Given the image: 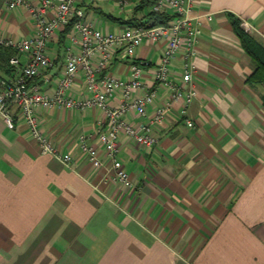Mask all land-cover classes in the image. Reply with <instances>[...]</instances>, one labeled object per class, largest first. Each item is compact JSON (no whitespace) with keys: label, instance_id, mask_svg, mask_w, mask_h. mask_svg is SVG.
I'll list each match as a JSON object with an SVG mask.
<instances>
[{"label":"crops","instance_id":"0c3cea01","mask_svg":"<svg viewBox=\"0 0 264 264\" xmlns=\"http://www.w3.org/2000/svg\"><path fill=\"white\" fill-rule=\"evenodd\" d=\"M137 1L115 15L108 10L111 1L91 0L86 20L120 30L131 25L119 19L130 17ZM194 1V14L212 12L213 18L201 27L190 60L198 96L185 114L180 103L170 101L171 90L157 84L151 66L142 64L158 63L164 41L144 42L137 59L116 51L105 71L125 80L138 63L143 86L134 95L157 91L147 116L135 110L126 115L134 127L147 124L158 107L168 108L150 126L151 144L120 135L118 157L132 186L114 179L103 154L97 137L108 127L100 125L101 108L35 110L51 143L71 153L69 165L42 152L17 106L9 107L13 127L0 113V264H264V84L247 81L254 64L229 19L234 14L264 45V0ZM63 30L48 40L54 62L37 76L49 94L74 49L68 33L61 37ZM33 31L30 16L5 10L0 0V37L18 40ZM8 53L16 50L0 45V81L18 74ZM19 55L25 63L27 55ZM181 69L180 52L172 72L176 76ZM73 95H88L82 74ZM121 100L123 93L116 91L110 103ZM80 133L102 152L104 165L95 167L81 151Z\"/></svg>","mask_w":264,"mask_h":264},{"label":"built area","instance_id":"2783aa9c","mask_svg":"<svg viewBox=\"0 0 264 264\" xmlns=\"http://www.w3.org/2000/svg\"><path fill=\"white\" fill-rule=\"evenodd\" d=\"M91 0H3L7 11L21 9L34 20V31L22 39H5L0 37V45L16 50L8 62L18 69V74L0 81L3 90L0 92V113L9 127L14 126L9 107L19 108L22 118L27 122L31 135L39 142L42 152L50 153L69 165L71 153H62L42 131L35 110L52 106L79 109L97 106L104 111V120L100 125H107L106 131H99L98 141L102 144L103 154L114 170V179L130 187L133 182L129 173L118 157L119 138L121 133L143 144H151L155 138L150 126L160 122L168 109L158 107L149 117L147 124L140 129L131 125L126 119L130 111L135 110L140 116H147L148 105L154 100L157 91L145 90L140 96L134 91L143 86L140 79L142 66L135 63L128 79H122L105 72L116 51L137 59V49L144 42H165L156 65L146 60L142 64L151 66L158 85L171 90L170 101L180 103L181 113L198 96L194 83L195 66L191 58L196 55V43L200 37L201 27L205 21H211L212 12L194 14V0H155L152 9L170 11L174 17L168 24L150 27L127 25L117 31L104 30L99 23L86 20L85 7ZM135 0H116L120 10L126 12L127 6ZM72 22L69 33L73 50L67 54L62 76L53 94L43 91L37 80L43 68L53 64L54 58L47 48L48 40L56 30ZM77 45V47H75ZM182 53V64L179 75L172 72V63L178 53ZM19 53L28 57L21 62ZM82 74L88 95H73L74 81ZM116 91L123 93V100L116 106L111 105V96ZM167 103V102H166ZM169 104V101H168ZM188 126H194L191 119H185ZM78 145L95 167L104 165L102 152L90 144L85 133L78 135Z\"/></svg>","mask_w":264,"mask_h":264},{"label":"trees","instance_id":"16d2710c","mask_svg":"<svg viewBox=\"0 0 264 264\" xmlns=\"http://www.w3.org/2000/svg\"><path fill=\"white\" fill-rule=\"evenodd\" d=\"M155 0H138L134 5L130 17L122 20L123 23H128L133 26L150 27L161 24H168L174 17L170 11H155L152 9ZM229 19L232 24V29L240 40L242 48L252 58L254 69L247 77L250 83L260 82L264 84V45L259 42L251 33L246 31L241 26V20L234 14L229 13ZM72 31V22L64 27L62 38L66 33ZM11 53L7 54V60ZM264 102V100H263Z\"/></svg>","mask_w":264,"mask_h":264},{"label":"rangeland","instance_id":"374dc122","mask_svg":"<svg viewBox=\"0 0 264 264\" xmlns=\"http://www.w3.org/2000/svg\"><path fill=\"white\" fill-rule=\"evenodd\" d=\"M109 1H111L112 2V4H113V6H112V8L111 9H108V10H110L113 14H115V15H119L121 12V10H120V8L119 7H117V6H115V1L114 0H109ZM111 4V5H112ZM105 9L107 10V8L105 7ZM126 9H130V5H128L127 6V8ZM128 11V10H127Z\"/></svg>","mask_w":264,"mask_h":264}]
</instances>
